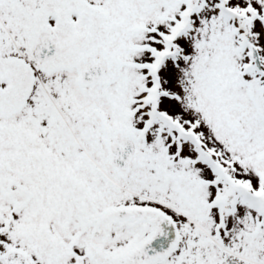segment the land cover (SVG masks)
I'll list each match as a JSON object with an SVG mask.
<instances>
[{
    "label": "snow or ice",
    "instance_id": "obj_1",
    "mask_svg": "<svg viewBox=\"0 0 264 264\" xmlns=\"http://www.w3.org/2000/svg\"><path fill=\"white\" fill-rule=\"evenodd\" d=\"M0 264H264V0H0Z\"/></svg>",
    "mask_w": 264,
    "mask_h": 264
}]
</instances>
